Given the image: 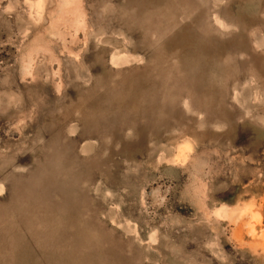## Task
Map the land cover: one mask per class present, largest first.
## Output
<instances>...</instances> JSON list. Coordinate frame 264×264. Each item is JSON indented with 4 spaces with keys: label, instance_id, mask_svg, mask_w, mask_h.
Instances as JSON below:
<instances>
[{
    "label": "rangeland",
    "instance_id": "374dc122",
    "mask_svg": "<svg viewBox=\"0 0 264 264\" xmlns=\"http://www.w3.org/2000/svg\"><path fill=\"white\" fill-rule=\"evenodd\" d=\"M0 264H264V0H0Z\"/></svg>",
    "mask_w": 264,
    "mask_h": 264
}]
</instances>
